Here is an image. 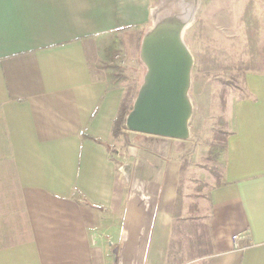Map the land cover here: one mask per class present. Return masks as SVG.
Returning a JSON list of instances; mask_svg holds the SVG:
<instances>
[{"label":"crops","instance_id":"1","mask_svg":"<svg viewBox=\"0 0 264 264\" xmlns=\"http://www.w3.org/2000/svg\"><path fill=\"white\" fill-rule=\"evenodd\" d=\"M154 2L0 0V264H166L186 143L114 135L127 88L98 51ZM263 53L228 103L208 264H264Z\"/></svg>","mask_w":264,"mask_h":264},{"label":"rangeland","instance_id":"2","mask_svg":"<svg viewBox=\"0 0 264 264\" xmlns=\"http://www.w3.org/2000/svg\"><path fill=\"white\" fill-rule=\"evenodd\" d=\"M152 22L127 43L122 33L109 46L113 61L122 73L120 83L131 90L135 100L147 68L140 58L144 35L166 16L178 15L184 22L183 37L194 56L190 99L193 114L190 137L183 157L188 160L182 194H207L214 178V164L204 156L215 139L224 140L228 103L244 94L243 75L256 69L257 55L263 51L260 20L261 0H154ZM259 47V49H258ZM264 54V53H263ZM119 55V56H117ZM116 66V67H117ZM223 117V121L220 118ZM201 187V189H200ZM204 213L208 214L207 203ZM205 258L194 264H203Z\"/></svg>","mask_w":264,"mask_h":264},{"label":"water","instance_id":"3","mask_svg":"<svg viewBox=\"0 0 264 264\" xmlns=\"http://www.w3.org/2000/svg\"><path fill=\"white\" fill-rule=\"evenodd\" d=\"M184 27L178 15H171L144 35L140 58L147 71L126 117L127 130L180 140L190 137L195 59L184 40Z\"/></svg>","mask_w":264,"mask_h":264},{"label":"trees","instance_id":"4","mask_svg":"<svg viewBox=\"0 0 264 264\" xmlns=\"http://www.w3.org/2000/svg\"><path fill=\"white\" fill-rule=\"evenodd\" d=\"M109 37L115 39L116 35ZM99 43L98 51L105 53L106 63L104 66L110 70V73L107 75L109 83L113 85L118 84L121 81L122 73L116 70V68H119V65L117 66L112 59L113 49L102 38H99ZM133 102L131 90L127 87L114 122L113 132L116 137L127 130L126 117L132 109ZM220 120L223 121V117ZM228 134L226 131L224 140H220L219 138L214 139L204 156L205 159L214 164L210 169V173L216 181L215 185L223 183V153L226 150ZM187 166L188 160L185 159L182 163L180 191L176 203L175 219L172 224V234L166 264H194L197 260L209 256L214 251L208 214L204 213L207 194L198 192L196 193L197 195H189V197L182 194ZM203 264H208V262L204 261Z\"/></svg>","mask_w":264,"mask_h":264},{"label":"built area","instance_id":"5","mask_svg":"<svg viewBox=\"0 0 264 264\" xmlns=\"http://www.w3.org/2000/svg\"><path fill=\"white\" fill-rule=\"evenodd\" d=\"M117 56H119V55H117Z\"/></svg>","mask_w":264,"mask_h":264}]
</instances>
